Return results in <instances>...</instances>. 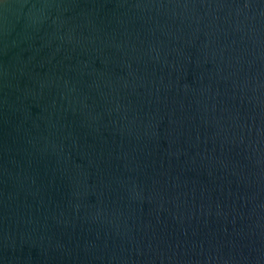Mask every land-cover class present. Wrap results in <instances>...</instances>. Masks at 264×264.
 Instances as JSON below:
<instances>
[{"label": "water", "instance_id": "1", "mask_svg": "<svg viewBox=\"0 0 264 264\" xmlns=\"http://www.w3.org/2000/svg\"><path fill=\"white\" fill-rule=\"evenodd\" d=\"M0 264H264V0H0Z\"/></svg>", "mask_w": 264, "mask_h": 264}]
</instances>
